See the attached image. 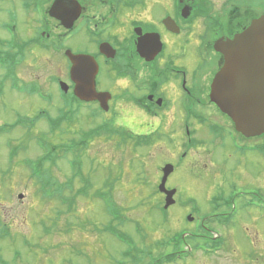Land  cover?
I'll use <instances>...</instances> for the list:
<instances>
[{
    "label": "rangeland",
    "instance_id": "obj_1",
    "mask_svg": "<svg viewBox=\"0 0 264 264\" xmlns=\"http://www.w3.org/2000/svg\"><path fill=\"white\" fill-rule=\"evenodd\" d=\"M4 18H0V22ZM3 36L7 34L0 26V37ZM25 57L28 58V54H25ZM21 62L20 66H15L14 74L20 82L19 85L36 86L46 95L52 93L55 102L48 104L39 94L28 97L25 93H17L11 87V78L5 79L6 75L10 74L4 72L0 66V83L3 82L4 92L0 96V130L7 127L5 125L12 124L17 114L30 119L40 112H49L52 117L58 116L57 108L61 106L62 97L56 84L51 83V78L55 75L65 76V65L58 67L57 59L50 55L46 58L44 55H33L31 61L22 59ZM101 80L104 82L106 79ZM106 82L105 85L108 86ZM128 107L126 102L121 101L109 115H103L97 120L86 118L89 110L82 109L73 126L63 124L61 132L58 131L55 136H45L44 141L51 148L79 140L81 131H88L103 119L108 120L115 116L117 118L112 119L114 127L136 134L139 130L118 117H124V111L128 110ZM205 108L217 115L215 108L211 106ZM220 116L224 121H229L226 115ZM172 133V138H175L173 142L164 136L157 137V134H154L150 146L136 150L133 149L132 143L119 144L118 138L110 139L103 136L91 141L80 156L83 175L91 184L90 194L104 188L112 192L117 205L124 210L123 214L127 221L121 230L132 238L139 248H149L157 257L161 253L173 251L166 242L171 240L174 234L183 233L186 237L188 233L194 231L192 227L194 223H189L186 218L191 207L190 205L183 207L182 204L197 199L200 214L211 215V210H214L212 199L219 192L228 193L231 189L235 193H253L256 195V205L247 209L242 200L235 198L233 208L238 214L230 221L224 222L223 226L212 225L211 215L209 225L213 230L210 228L203 230L199 237L190 235V239L186 240L180 249L188 256L173 264H264L263 154L256 157L255 155L240 157V154H234L231 141L226 140V145L223 146L221 139L214 141L211 137L207 139L206 134L200 131L198 138L203 143L189 154V160L178 166L177 157L182 151L184 140L180 132V140L178 139L174 127ZM0 134V178L4 179L3 181L0 179V182L5 183L6 177L3 174L9 166L17 169L15 177L18 179V186L15 184L16 191H6L4 204L0 203V220L4 223H1L0 228L3 230V227L7 226L11 233V238L0 240V258L9 264H116V260L121 258L126 247L110 235L100 233L109 220L100 200L79 198L75 203V213L65 214L57 220V212L62 207L66 209V206L55 200L43 201L38 194L37 181L29 178L27 174L23 161L26 158L34 160L40 156L42 144L37 143L35 139L37 136L48 134L45 121L37 123L31 140H22L27 134L25 130L16 129L10 133ZM12 138H16L15 144L26 148V151L20 152L15 161L9 163L5 143L7 145ZM252 142L264 144V137L254 139ZM69 160L72 158L65 156L58 161L56 167L50 169L54 175H51L53 179L57 177L65 183V180L71 177ZM166 163L176 165L174 166L176 173L170 178L169 185L176 189L177 203L164 214L159 210L158 204L162 196L157 193V186L161 177L160 169ZM191 163L198 166L191 168ZM104 182H108L109 186ZM73 186L78 190L83 185L76 180ZM112 186L113 190L110 189ZM17 193L22 194L24 198L19 200ZM43 224L51 230L50 235L43 234ZM218 236H222V239L217 242L213 240ZM204 239L208 240L200 242ZM25 240L34 246L26 247ZM197 242H200V251H196ZM156 243H161L159 249L155 247ZM170 243L175 244L174 240ZM210 247L215 252L208 249ZM17 252H20L21 257L13 261ZM149 261V258H146L145 264Z\"/></svg>",
    "mask_w": 264,
    "mask_h": 264
},
{
    "label": "flooded vegetation",
    "instance_id": "obj_2",
    "mask_svg": "<svg viewBox=\"0 0 264 264\" xmlns=\"http://www.w3.org/2000/svg\"><path fill=\"white\" fill-rule=\"evenodd\" d=\"M54 14H60L63 21ZM262 15L264 0H0V18L5 17L0 26L8 36L0 37V54L6 56L10 51L14 77L15 66H20L22 59L29 62L33 55L55 57L58 67L65 65V76L55 75L51 81L64 83L69 96L74 95L75 84L70 77L72 64L67 53L91 56L98 64L96 90L110 94L108 111L103 115H109L124 101L128 110L124 111V117H118L139 130L136 134L126 131L128 134L136 137L157 134L173 142L174 127L178 139L180 132L184 140L181 147L184 151L177 157L178 166L189 160V154L203 143L198 138L200 131L207 139H221L223 146L226 140L231 141L235 155L256 157L259 145L252 140L259 138H245L236 132L230 119L224 121L211 101V85L223 64L221 55L214 50L216 42L233 39ZM101 78L106 80L103 82ZM90 104L101 108L98 101ZM206 106L215 108L217 115L206 110ZM112 119L107 121L113 122ZM16 121L17 117L5 126L10 127ZM24 139L27 141V137ZM16 142L12 138L5 143L9 163L18 157ZM197 166L191 163V168ZM6 169L5 183L0 182L1 204L6 191L14 192L15 184L18 186L17 169L12 166ZM27 171L29 178L39 180L32 170ZM175 173L176 170L167 180L169 190L174 189L169 182ZM239 195H249L250 201L244 205L247 209L254 207L253 193L221 191L217 194V216L223 220L235 218L229 203L234 207L233 201ZM192 211L199 214V205ZM210 217L200 216L201 229L208 228Z\"/></svg>",
    "mask_w": 264,
    "mask_h": 264
},
{
    "label": "water",
    "instance_id": "obj_3",
    "mask_svg": "<svg viewBox=\"0 0 264 264\" xmlns=\"http://www.w3.org/2000/svg\"><path fill=\"white\" fill-rule=\"evenodd\" d=\"M54 16L63 21L60 14ZM70 28V25H67ZM215 50L223 56L224 63L216 74L211 88V100L235 124L245 137L264 135V16L254 20L250 27L233 40H220ZM71 78L75 83V96L83 102L98 101L108 110L107 93L96 91L98 65L88 55L73 56ZM67 91V86L61 84ZM173 167L164 169L160 190L167 194L166 206L174 204L175 191L166 192L165 183Z\"/></svg>",
    "mask_w": 264,
    "mask_h": 264
},
{
    "label": "trees",
    "instance_id": "obj_4",
    "mask_svg": "<svg viewBox=\"0 0 264 264\" xmlns=\"http://www.w3.org/2000/svg\"><path fill=\"white\" fill-rule=\"evenodd\" d=\"M63 108L59 110V115L57 117H51L49 115L38 114L36 117L30 118H20L16 121L15 124L10 126V128H3L0 130L1 133H10L14 129L18 127H23V129L27 132V139H32L33 129L36 127L37 123L41 120H44L48 124L49 134H55L62 129L63 124L68 126H73L76 122L77 115L84 108L87 107L90 111L86 118L88 119H97L102 115V111L100 109H94L91 104H85L80 102L75 96H70L65 99V104H63ZM122 136L119 144H127L128 139L124 130L120 128H116L113 125V122L102 120L101 123L96 124L94 128H90L88 131H81V135L79 140H73L69 145L63 146H54L53 150H51V154L48 153L43 158L38 161L25 160L23 164L27 166V168L32 169V172L39 177V183H41V194L43 195V200H57L63 202L64 206L66 205V214L71 215L75 213V203L77 199H98L105 207V213L109 218L107 224L103 227L100 233L110 235L122 245L126 247L121 254V258L116 260V264H145V259L149 258V262L147 264H170L176 261L179 248L186 242V240L190 239L188 236L184 237L183 233H177L174 235L172 240H174L175 246L174 253L167 256L166 258H162V256L155 257L151 249L145 248L141 249L136 245V242L130 238L126 233L121 230L126 224V220L124 219L123 212L124 210L120 208L116 201L113 199L112 192L106 190V188L94 192L92 195L90 194L91 184L88 179H85L83 175L82 166V158L81 153L85 152L89 147L91 141L101 138L103 136ZM23 137L22 139H24ZM44 137V136H43ZM42 142V141H41ZM141 145H149V142L137 143L136 146ZM64 150L65 154H72L71 160V171L72 177L67 180L66 185H62L58 180H55L50 176H48L46 171H44V163L49 162L52 167L55 165V159L53 156L54 151ZM79 178L80 182L83 184L82 188L75 190L73 183L74 180ZM75 190V191H74ZM66 193V194H65ZM47 198V199H46ZM59 201V202H60ZM159 209L162 211L161 206ZM61 210L57 212V220H59ZM1 226V222H0ZM139 225H137L138 227ZM3 232L0 234V240H6V236H10L9 229L7 227H3ZM139 228V227H138ZM46 235H50L51 230L46 229ZM4 236V237H3ZM218 240H216L217 242ZM159 244L156 243L155 247L159 249ZM154 248V247H153ZM75 253H78L75 251Z\"/></svg>",
    "mask_w": 264,
    "mask_h": 264
}]
</instances>
